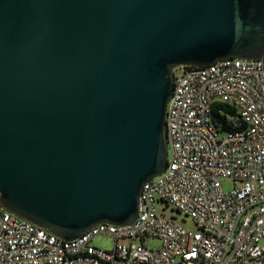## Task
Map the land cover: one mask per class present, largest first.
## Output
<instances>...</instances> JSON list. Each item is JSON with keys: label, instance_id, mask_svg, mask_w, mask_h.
I'll list each match as a JSON object with an SVG mask.
<instances>
[{"label": "water", "instance_id": "water-1", "mask_svg": "<svg viewBox=\"0 0 264 264\" xmlns=\"http://www.w3.org/2000/svg\"><path fill=\"white\" fill-rule=\"evenodd\" d=\"M263 56L264 0H0V203L64 240L133 222L171 70Z\"/></svg>", "mask_w": 264, "mask_h": 264}, {"label": "built area", "instance_id": "built-area-1", "mask_svg": "<svg viewBox=\"0 0 264 264\" xmlns=\"http://www.w3.org/2000/svg\"><path fill=\"white\" fill-rule=\"evenodd\" d=\"M171 80L166 166L143 183L135 220L64 240L0 203V264H264V56L179 65ZM98 235L113 248L92 245Z\"/></svg>", "mask_w": 264, "mask_h": 264}, {"label": "rangeland", "instance_id": "rangeland-1", "mask_svg": "<svg viewBox=\"0 0 264 264\" xmlns=\"http://www.w3.org/2000/svg\"><path fill=\"white\" fill-rule=\"evenodd\" d=\"M224 186L226 188L230 187V182L227 180L223 182ZM156 210L158 213L162 212L163 214L170 216L173 215L176 217V219L189 231H194L195 226L190 218L184 217L183 215L179 214L178 212L171 209V206H164L163 203L159 202L156 204ZM147 245L149 247H157L159 246V242L154 239H147L146 240ZM92 245L103 249V250H110L114 246V240L110 236H102L98 235L95 236L92 241Z\"/></svg>", "mask_w": 264, "mask_h": 264}]
</instances>
